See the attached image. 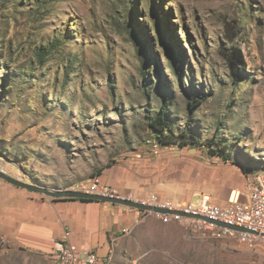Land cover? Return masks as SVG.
Segmentation results:
<instances>
[{"label": "rangeland", "instance_id": "374dc122", "mask_svg": "<svg viewBox=\"0 0 264 264\" xmlns=\"http://www.w3.org/2000/svg\"><path fill=\"white\" fill-rule=\"evenodd\" d=\"M238 50L246 66L234 72ZM200 97L192 112L189 102ZM166 98L174 135L187 131L200 142L159 149L207 155L204 143L214 138L230 145V161L264 175V0H0L7 174L67 191L148 147L149 176L160 169L147 146L156 138L148 111L159 114ZM146 235L140 229L128 241L138 264H264V239L192 240L180 225ZM50 257L12 245L0 251V264H56Z\"/></svg>", "mask_w": 264, "mask_h": 264}, {"label": "crops", "instance_id": "0c3cea01", "mask_svg": "<svg viewBox=\"0 0 264 264\" xmlns=\"http://www.w3.org/2000/svg\"><path fill=\"white\" fill-rule=\"evenodd\" d=\"M150 151L156 160L154 165L160 170L154 168L148 176L147 147L144 154L119 160L108 167L111 172L102 173L97 182L112 188L121 197L140 201L156 194L180 209L194 205V197L200 196L201 200L202 195L210 196L215 205L247 201L248 176L232 160L219 158L221 163L213 164L215 156L208 157L209 154L196 149L180 150L182 155L176 156L164 148ZM184 165L187 172H183V183L179 182L177 171ZM188 189L191 195L184 196V190ZM171 225L178 224H164L154 215L145 216L142 211L123 205L48 197L0 178V236L7 237L11 246L42 257H50L65 234L70 233L69 245L82 255L93 250L106 256L113 251L112 264H129L122 260L127 254L131 264H138L140 258L131 256L128 241L140 229H147L146 238L151 239L156 238L157 231ZM154 251L157 250H148V254Z\"/></svg>", "mask_w": 264, "mask_h": 264}, {"label": "built area", "instance_id": "2783aa9c", "mask_svg": "<svg viewBox=\"0 0 264 264\" xmlns=\"http://www.w3.org/2000/svg\"><path fill=\"white\" fill-rule=\"evenodd\" d=\"M153 151L159 150L162 144L156 139L147 140ZM177 149L179 147L175 146ZM247 201L244 203H230L215 205L208 195H202L200 203L185 208L175 207L169 200L161 199L156 194L138 202L161 208L171 213L142 211L145 216L154 215L164 224L176 223L182 226L192 240L214 241L223 238H234L242 244L251 245L264 239V175L253 173L247 177ZM68 190V189H67ZM72 191L84 192L103 197L119 196L110 187L100 185L97 181L80 183L72 187ZM121 197V196H119ZM126 198V197H123ZM134 200L133 198H128ZM240 227L246 231H238L219 224ZM70 233H66L62 241L53 251L52 257L56 264H112L114 252L100 256L91 250L83 255L75 251L68 243ZM11 247V241L0 236V251Z\"/></svg>", "mask_w": 264, "mask_h": 264}, {"label": "trees", "instance_id": "16d2710c", "mask_svg": "<svg viewBox=\"0 0 264 264\" xmlns=\"http://www.w3.org/2000/svg\"><path fill=\"white\" fill-rule=\"evenodd\" d=\"M42 54L50 55V51L46 50L45 52H42ZM241 59V60H240ZM243 56L242 53L238 50L234 52V56L231 58V66L235 72V66L241 67L246 66L244 63L243 65ZM204 98H201L199 100H195L194 102H189V106L191 108V111L194 112L196 108L202 104L204 101ZM171 100L169 98H166L165 103L162 106L161 112L157 114L156 116H153L148 111V125L150 129L153 131L156 139L163 145V146H171L175 145L179 148H185L186 146H197L200 141L194 139L195 141H189L187 140L188 133L187 131H183L180 133L179 137H176L174 133L171 131V119L168 116V108L170 105ZM204 145L207 146L209 149V155L215 156L217 158H220L224 161H229L231 158V155L226 152V150L229 148V144L226 142H220L215 140L214 138L211 140H208L204 143ZM236 164H239L242 166L244 173L249 176L250 174L256 173L250 169V167L242 162H238L236 160L233 161ZM108 167H111L109 165ZM102 175V172L98 173L97 177H100ZM84 201H93L91 199H82Z\"/></svg>", "mask_w": 264, "mask_h": 264}, {"label": "water", "instance_id": "95a60500", "mask_svg": "<svg viewBox=\"0 0 264 264\" xmlns=\"http://www.w3.org/2000/svg\"><path fill=\"white\" fill-rule=\"evenodd\" d=\"M0 178H2L3 180H5V181H7V182H9L15 186L24 188L25 190L27 189L29 191L36 192V193H39V194H42V195H45L48 197L91 199V200H97L100 202L110 203V204H114V205H123L126 207L138 209L140 211L171 213V211H168L165 209L147 206V205H144L138 201L131 200L128 198L119 197V196L103 197V196H99V195H93V194H88V193H84V192L72 191V190H67V191L66 190H52V189L47 188V187L27 183L22 179L14 178L13 176L7 174L2 169H0ZM219 225L224 226V227H229L231 229L238 230V231H246L245 229L240 228V227H232V226H228V225H225L222 223Z\"/></svg>", "mask_w": 264, "mask_h": 264}]
</instances>
